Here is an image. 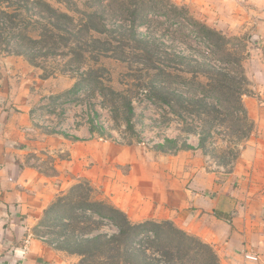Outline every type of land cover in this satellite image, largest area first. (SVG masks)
I'll return each mask as SVG.
<instances>
[{
    "label": "rangeland",
    "instance_id": "rangeland-1",
    "mask_svg": "<svg viewBox=\"0 0 264 264\" xmlns=\"http://www.w3.org/2000/svg\"><path fill=\"white\" fill-rule=\"evenodd\" d=\"M42 1H20L14 27L0 16V103L13 107V116L21 112L16 104L33 106L39 132L80 141L83 168L89 160L81 156L92 143L102 166L104 144L112 156L127 146L150 157L182 154L188 134L201 137L200 150L188 151L198 162L208 156V166L233 164L253 129L243 102L264 94V23L254 20L264 22V11L237 2L240 18L213 22L196 8L166 0ZM46 5L66 19L55 18ZM90 13L96 16L82 25ZM21 28L32 38L42 34L41 42L17 38ZM226 76L233 84L220 82ZM202 88L216 91L206 95ZM171 132L181 133V140L167 142ZM114 167L111 180L97 179L95 187L80 176L65 199L78 205L68 206L62 224H53V213L32 227L35 239L58 250L56 259L40 264H140L144 259L134 261L130 243L146 255L144 264H168L173 255L175 264H220L201 239L171 220L158 222L159 233L150 225L146 232L129 228L117 203L130 182Z\"/></svg>",
    "mask_w": 264,
    "mask_h": 264
},
{
    "label": "crops",
    "instance_id": "crops-1",
    "mask_svg": "<svg viewBox=\"0 0 264 264\" xmlns=\"http://www.w3.org/2000/svg\"><path fill=\"white\" fill-rule=\"evenodd\" d=\"M166 1L175 8H196L213 22L232 14L241 17L236 0ZM247 4L252 11H264V0H247ZM260 95L243 102L253 129L240 142L238 157L232 165L218 162L215 166L207 165L208 156L198 162L188 152L201 148L199 134H188L189 149L182 154L150 157L127 146L112 156L111 146L103 143L102 166L96 164L99 150L92 143L88 155L81 156L89 160L83 168L76 151L80 141L39 132L31 119L33 106L27 102L16 104L22 118L13 116V107L0 103V264L56 259L58 250L35 239L32 227L53 214L56 204L65 202L81 175L93 187L97 179L111 180L113 164L120 177L130 182L124 186L126 192L121 189L124 193L117 203L130 220H171L212 247L220 264H264V94ZM167 136L173 141L182 138L178 132Z\"/></svg>",
    "mask_w": 264,
    "mask_h": 264
},
{
    "label": "trees",
    "instance_id": "trees-1",
    "mask_svg": "<svg viewBox=\"0 0 264 264\" xmlns=\"http://www.w3.org/2000/svg\"><path fill=\"white\" fill-rule=\"evenodd\" d=\"M18 2H15L14 0H0V16H1V22H3V21H7L9 24H11V26H15V25H19V23L17 22L18 21V19H19V12H18V8H19V6L18 5H22V4H19V2L20 1H22V0H17ZM38 2H39V4H41V5H45L44 4V2L42 1V0H38ZM5 3V5L3 6V4ZM21 3V2H20ZM47 6V5H46ZM18 7V8H17ZM48 8H49V10H50V12L51 13H53L54 14V17L57 15L58 17H62V18H65L66 19V17H67V14L66 13H63V12H57L56 11V9H54V8H51L50 6H47ZM96 16V14L95 13H90L89 15H88V18H87V21L84 23V24H82V25H87L88 23H89V20H92L94 17ZM56 18V17H55ZM89 19V20H88ZM0 22V23H1ZM53 26H56V24L55 23H53ZM55 27H53L52 29L51 28H48V32L50 33V35L52 34V32L54 31L53 29H54ZM88 29H89V27H87ZM91 29V28H90ZM16 37L17 38H22L23 40L25 39H28V40H30V39H32L31 41H33V42H35V43H39V42H41V39H42V34H40L39 36H37L36 38H32V36H29L28 34H26L25 33V30H24V28H21V30H20V32L19 33H17L16 34ZM15 37V38H16ZM185 82H188V81H185ZM220 82H224V83H231V84H233V80L231 81V80H229L228 78H227V76H226V79H222V80H220ZM89 84V82L87 81L86 82V84ZM199 87L201 88V86L199 85ZM224 87V86H223ZM79 89V86H78V88H77V90ZM202 91L206 94V95H210L211 93V91H216L214 88H206V89H204V88H202ZM224 96L228 93V91H222L221 92ZM215 94V93H214ZM213 95V94H212ZM214 96H216V95H214ZM201 100L199 101L200 102V104L199 105H202L203 104V102H204V99L203 98H200ZM241 102V101H240ZM241 104V103H240ZM240 106V105H239ZM129 111H132V109L131 108H129ZM167 142H172V143H174V141L173 140H167ZM200 146L202 147L203 146V144H202V141H201V144H200ZM76 188V187H75ZM74 191V190H73ZM72 193V192H71ZM90 204H88L87 206H92L91 204H94V203H92V202H89ZM77 203H76V201L74 200V201H69V203L68 204H66L65 202L64 203H62V204H59V205H57L56 204V206H54L53 208H55L54 209V217H55V222L53 223V224H62L63 222H62V220H63V212L68 208V206L69 205H72V207H75V205H76ZM78 205V204H77ZM92 208H94V207H92ZM76 209V208H75ZM80 209H85V208H80ZM95 210V209H94ZM97 211H99V210H97ZM115 211H117L119 214H121L122 212L121 211H118V210H115ZM126 214H121V216H122V218H123V221L124 222H126L127 224H128V226H129V228H139L140 229V231L139 232H146L147 230H150L151 229V231H155L156 233H159L160 231H161V229H160V224L158 223V222H152V221H147V222H143V223H141V224H136V225H134V224H132L131 222H129L128 220V217L127 216H125ZM42 222H46V221H42ZM148 225H150L149 227H150V229H149V227H147ZM121 232H122V229H121ZM162 232V231H161ZM94 241V240H93ZM204 246H207V248H209L210 249V251L212 252V251H214V250H212L211 248L212 247H210L208 244H205V243H202ZM202 244H200V245H202ZM130 247V248H129ZM128 247V251H130L131 252V254H133V255H136L135 257H133V259H134V261H138V260H145V258H146V255L145 254H142L141 252H139L138 251V249H135V248H133V246H132V244L130 243V246ZM215 252V251H214ZM213 254V253H212ZM216 254V253H215ZM214 255V254H213ZM215 256V255H214ZM176 257V255H173V257L171 258V259H169L168 260V264H175V262L174 261H172L173 260V258H175ZM144 260H143V262H144ZM218 260V257H217V255H216V261ZM171 261V262H170ZM143 262H141L140 264H144ZM154 264H159L157 261H155L154 262ZM167 264V263H166Z\"/></svg>",
    "mask_w": 264,
    "mask_h": 264
},
{
    "label": "built area",
    "instance_id": "built-area-1",
    "mask_svg": "<svg viewBox=\"0 0 264 264\" xmlns=\"http://www.w3.org/2000/svg\"><path fill=\"white\" fill-rule=\"evenodd\" d=\"M236 1L239 2V3H243V2H245V1H247V0H236ZM42 238H43V239H47L46 236H42Z\"/></svg>",
    "mask_w": 264,
    "mask_h": 264
}]
</instances>
